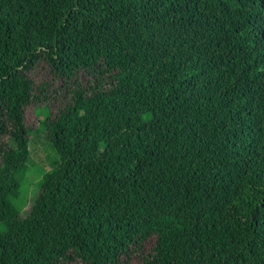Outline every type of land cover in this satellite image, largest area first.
I'll list each match as a JSON object with an SVG mask.
<instances>
[{
    "label": "trees",
    "instance_id": "trees-1",
    "mask_svg": "<svg viewBox=\"0 0 264 264\" xmlns=\"http://www.w3.org/2000/svg\"><path fill=\"white\" fill-rule=\"evenodd\" d=\"M140 254L264 264V0H0V264Z\"/></svg>",
    "mask_w": 264,
    "mask_h": 264
},
{
    "label": "rangeland",
    "instance_id": "rangeland-1",
    "mask_svg": "<svg viewBox=\"0 0 264 264\" xmlns=\"http://www.w3.org/2000/svg\"><path fill=\"white\" fill-rule=\"evenodd\" d=\"M40 101L42 99L39 104H43ZM35 114L37 115L36 109L25 110V121L33 127V134L29 136L27 171L20 185L22 195L14 202L20 217H25L29 212L38 191L42 172L50 167L51 161L57 157L55 152L48 149L39 123L35 120ZM9 131L10 135H16L14 128L11 127ZM40 162L43 163L41 169ZM126 264H143L142 255L132 256Z\"/></svg>",
    "mask_w": 264,
    "mask_h": 264
}]
</instances>
